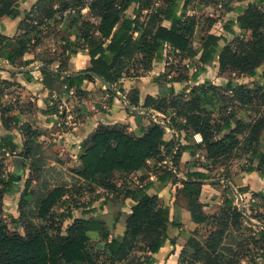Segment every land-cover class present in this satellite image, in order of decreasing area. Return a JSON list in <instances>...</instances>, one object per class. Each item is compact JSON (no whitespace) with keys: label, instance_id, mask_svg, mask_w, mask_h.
Segmentation results:
<instances>
[{"label":"trees","instance_id":"obj_1","mask_svg":"<svg viewBox=\"0 0 264 264\" xmlns=\"http://www.w3.org/2000/svg\"><path fill=\"white\" fill-rule=\"evenodd\" d=\"M20 1L27 0H0V20L5 17L18 18L21 15L18 7ZM182 1L165 0L164 8L152 9L150 0H38L32 10L25 13V19L19 27L21 34L14 39L0 35V47L9 49L11 63L16 64L14 62L21 60L18 63L21 67L29 66L33 61H22L24 56L42 43L40 39L34 38V33H38L40 28L47 26L51 21L56 22V14L80 12L88 8L98 22H82L81 35L76 41L83 43L82 50L69 51L65 61L41 58L45 64L41 71L43 85L58 96L69 94L73 89L78 90L81 96L84 82L98 77L112 88L106 91L110 95L109 104L120 99L121 93L127 96L126 99L132 108H140L138 91L134 89L136 96L126 95L123 79L138 78L150 72L155 62L163 60V52L168 49L173 54L182 56L184 60L199 58L203 67L211 66L218 55L220 74L230 71L251 78L256 77L257 69L264 63V13L261 9L255 4H249V13L237 20L243 31L251 33L249 41H240L234 48L226 37L210 34L199 52L194 47L195 25L187 17L189 1L186 0L183 5ZM258 2L264 6V0ZM135 3L139 8L133 17L127 13ZM145 10H151V14L144 23H140V14ZM33 13L36 14V19L31 18ZM80 22L81 20H75L74 24L79 25ZM164 22L170 23L171 26H164ZM232 25L233 22L227 26V33L236 37ZM135 34L138 36L134 37ZM221 42L225 43L224 47L220 45ZM79 52L91 59L90 68L83 73L61 76L48 70L54 61H59V68H62L71 56ZM132 63L139 68L136 73L130 69ZM164 75L156 80L159 85L158 98L148 96L142 108L149 111L154 109L166 116L170 115L167 108L171 107L177 113L162 124L152 122L147 130H142L141 136L129 132L126 125H100L83 146L80 169L73 172L88 188L123 195L125 199H131L135 203L127 220L125 234L112 239L109 234H105L100 241L93 244L90 236L91 223L89 220L75 217H69L72 224L63 233L62 229L57 227L61 224H56L53 211L67 197L71 200V188L67 187L54 188L42 200L37 218L47 226L37 228L32 222H28L25 224V236L12 233L1 218L2 201L5 195L18 192L16 188L22 178L11 173L7 179L0 178V264H122L127 261H130V264H155V256L167 244L174 247L171 254L175 253L176 240L170 237L169 227L179 229V223L177 218H172V208L165 205L158 194L150 193L153 184H145L146 178L139 179L138 186L125 187L123 184L118 187L116 176L120 175L124 180L130 175L145 171L151 160H161L165 156L164 150L170 154L173 147L171 142H165L167 129L187 133V141H190L192 134L198 135L199 143L194 148L184 147L185 151H205L209 159L218 160L229 157L241 147L238 135L244 133L245 127L238 120L234 122L235 116L232 120L226 119L222 126L213 123L207 112L200 107L201 98L195 89L189 94L191 98L185 100V92L190 89L187 78L168 76L169 80L161 82ZM197 78L198 75L194 74L190 81H196ZM175 83L180 85L181 92L176 91ZM226 90L234 94L233 100L241 99L243 105L254 100L248 96L250 90L245 86L236 88L229 82ZM259 91L261 93L257 94V99L260 100L258 103L264 107V89L260 87ZM167 96L172 97L170 106L167 105ZM11 111L12 108L3 110L2 121L7 129L11 124L17 125L21 122L16 116L10 115ZM127 111L129 112V109ZM179 119H185V122H179ZM236 124L237 128L233 129ZM22 131L26 137L23 153L18 154V146L12 136H6L0 141V152L29 159L34 167L58 161L57 153L37 141L40 133L30 124H25ZM223 131L231 133L220 139L218 135ZM263 133L264 114L251 127L242 149L247 153L252 152V164L245 172H257L264 179V172L254 166L255 162L261 167L264 166ZM188 177L190 182L184 186V193L195 221L198 224H208L210 218L202 213L204 205L199 201L202 181L206 180V174L197 171L190 173ZM167 180L165 174L159 178L162 183H167ZM31 185L32 181L27 180L21 196V209L30 199ZM252 200H259L264 205V193H253ZM224 204L228 208L225 220L232 218L237 221L242 217L233 201L226 200ZM261 218L264 219V216ZM261 233L264 236V232ZM141 244H144V247L140 246ZM201 250V242L192 237L182 249L179 259L197 258ZM133 253H141L142 256L131 259ZM101 260L105 262L102 263ZM217 263L216 257L206 262Z\"/></svg>","mask_w":264,"mask_h":264},{"label":"rangeland","instance_id":"obj_2","mask_svg":"<svg viewBox=\"0 0 264 264\" xmlns=\"http://www.w3.org/2000/svg\"><path fill=\"white\" fill-rule=\"evenodd\" d=\"M150 1L152 2V9L165 7V0ZM185 1L183 0L182 4ZM188 1L187 17L195 25L194 47L199 52L202 50L207 36L210 35L209 33H220L222 31L221 28L228 26L231 22H233V25H238V18L249 13V4L257 5L264 13V6L258 0ZM18 7L20 13H23V10H25L24 2L20 1ZM26 8L24 13L32 10L30 5ZM138 8L139 5L137 3L133 4L127 14L134 17ZM151 10H145L140 14V23H144L147 20ZM31 18L36 19V14L33 13ZM55 20L56 22L51 21L47 26L40 28L38 33H34V38L42 41V46L38 48L39 52L37 53L39 57L45 55L47 59L55 58L60 61L68 59L69 51L82 50L83 43H76L77 38L81 35L82 22H98L93 18L90 11L56 14ZM75 20H81L79 25L74 24ZM137 36L136 34L134 35V37ZM227 39L236 48L240 41H249L251 33L241 30L239 36L234 37L228 34ZM223 43L221 42V46L224 45ZM165 54L169 65L166 67L165 75L161 78V82L169 80L168 76H171V78H177V76L187 78L190 89L185 92V100L191 98L189 94L191 90L195 89L201 98L200 107L207 112L213 123L222 126L226 119L232 120L235 116L234 122L238 120L245 127L244 133L238 135L241 147L229 157L213 160L208 158V154L205 151L197 149L195 151H185L184 147L187 146L185 143L192 148L199 143L200 138L198 135L192 134L190 141H187V133L181 132L179 133L181 139L178 140L177 133H172L171 129H167V133L171 132L173 135V139L170 141L171 147H173L171 153L168 154V151L164 150L165 156L161 160L151 161L143 175H130L126 177V180H123V184L125 187L138 186L141 178H146L147 181L145 183L151 182V179H149L150 173L156 174L158 179L163 174L166 175L168 192L172 196L176 194L178 196L177 201L171 204V208L172 218L178 219L179 229L169 227L171 238H175L176 245L180 239V246L185 245L187 239L192 237L197 238L202 244V252L197 258L179 259L178 264H206L208 259L214 257L218 258L217 264H264V236L261 233L264 232V219L261 218L264 216V205L259 200H252V194L264 188V180L257 172L252 174L245 172L252 164V152L247 153L242 149L245 146L246 137L250 134L251 127L264 114V107L259 104L260 100L257 99V94L261 93L259 88L264 89V63L257 69L256 77L251 78L238 72L228 71L225 74H220L215 65H211L209 69L204 70L199 65V58L184 60L182 56L173 54L169 49L167 52L165 51ZM14 63L17 64V61ZM64 64L62 68L54 70V73L61 76L66 74L67 61ZM130 69L135 71V73L139 70L134 63L131 64ZM194 74H197L198 78L195 82H192L190 79H192ZM229 82H232L236 88L240 86L248 88L250 90L248 96L254 99L253 102L243 105L241 99L233 100L234 94L226 90ZM126 95L133 97L136 96V93L132 88L127 91ZM120 96L127 97L121 93ZM158 101L160 100L158 99ZM171 101L172 97L167 96L168 106H170ZM122 103L124 104L123 101ZM167 110L170 115L164 117L163 114L154 109L151 110V114L157 122L169 121L170 117L174 116L177 111L171 107L167 108ZM17 111L15 109L11 112L14 114ZM179 120V122H185V119ZM235 128H237V124L234 125L233 129ZM60 129L62 132L67 133L62 128ZM230 133L231 131H223L218 137L223 139ZM23 152L24 149H20L18 154ZM185 155L188 157L187 161L183 159ZM16 157L19 156L0 152V178L7 179L11 173L14 174V160ZM62 166L64 168L58 165L34 167L31 160L25 159L24 172L21 175L22 181L16 188L18 192L5 195L2 201L1 218L12 233H19L25 236V224L28 222H32L37 228L47 226L45 222L37 218L42 200L54 188H69L70 185H72L70 192L73 195L70 197L71 200L67 197L53 211L56 224H61L56 226L61 228L63 233H65L66 228L72 222L69 217L81 215L82 210L79 209L75 212V207L82 208L84 206V202H87L84 197H88L91 200L90 204L96 206L94 210H97L105 202L107 204V214H110L112 219L108 220L107 214L104 217L108 225H115L117 215L112 213V209L119 207L121 201L119 199L102 201L101 198L99 199V197H103V194L100 195L98 193L100 189L92 187L90 189L86 185L71 181L66 176V174L75 175L73 172H77L73 165L68 168L65 164ZM254 166L264 172V166H259L258 162H255ZM197 171L206 174V180L202 181L199 201L201 203L202 201L207 202L206 204L202 203L204 205L202 213L210 218L208 224H198L195 221V216L184 193V186L190 182L189 174ZM27 180L32 181L29 189V192H31L30 199L24 203L21 209V196ZM115 181L118 184H122V179L119 176L115 178ZM226 200L233 201L234 205L239 209L242 217H239L237 221L232 218L225 220V213L228 210L224 204ZM162 201L164 200L162 199ZM103 212L106 213L105 211ZM89 222L91 223L90 236L92 243L95 244L99 240V236L102 239L106 234V225L95 222L93 219L89 220ZM167 245L172 247L170 244ZM140 246L144 247V244ZM175 249L176 251H181L183 248L175 246ZM141 256V253H133L131 259H137ZM101 262L104 263L105 260H101ZM122 264H130V261Z\"/></svg>","mask_w":264,"mask_h":264},{"label":"crops","instance_id":"obj_3","mask_svg":"<svg viewBox=\"0 0 264 264\" xmlns=\"http://www.w3.org/2000/svg\"><path fill=\"white\" fill-rule=\"evenodd\" d=\"M37 1L38 0L23 1L25 10H23V13H21L18 18L5 17L1 19L0 35L10 39L17 38L21 34L19 27L25 19L24 12H26V7L29 5L33 7ZM82 11H89V9H84ZM163 25L166 27L171 26L168 22H164ZM221 29L222 33L209 34L216 35L218 37L224 36L227 38V35L230 34L227 33V26H224ZM232 30L237 36H239L242 29L239 25H233ZM223 44L224 45L222 47L225 46V43ZM40 46L42 45L37 46L24 56L22 61H33L31 65L26 67H21L18 64L21 60H18L17 64L11 63L9 60V49L5 46L0 47V90L2 92V95H0V141L6 136H12L18 146V151L20 149H24L26 137L22 130L25 124H30L34 130L40 133V137L37 141L51 148L58 154V161L49 162V166L58 165L64 168L62 165L65 164L68 168L73 165V168L78 171L81 167L80 156L83 153V146L96 132L100 125L108 127L126 125L128 126L129 132L134 133L136 136H141L142 130H147L151 126L152 122H157L155 121L154 116H152L151 111L142 108V106L148 96H152L156 99L158 98L159 85L156 83V80L165 73L166 67L169 65L165 54V51L167 52V50L163 52V60L155 62L150 72L138 78L126 77L123 79L124 89L126 92L132 88L138 91L141 106L140 108H132L130 106L131 110L128 112L127 109L129 108L127 103L129 104V102L125 97H121L109 104L110 95L106 93L107 88L96 78H94V80H86L84 82L81 88V96L78 94V90L76 89H73L69 94L64 96H58L55 93H51L43 85V75L41 71L45 67V64L41 61V58H47H45V55L39 57L37 54ZM90 62V57L81 52L75 56H71L66 66L67 73L63 76H75L83 73L90 68ZM60 64L61 63L59 61H54L51 67H48V70L54 72V70L56 71V69L60 67ZM199 65L202 68L209 69V66L203 67L200 62ZM212 65H215V67H217V71H219L218 55L215 57ZM174 87L177 92L182 91V88L178 83H175ZM5 108H12V111L17 109V112L14 114L11 113L10 115L16 116L21 121L17 125H15V123L11 124L9 129L4 126L2 121L3 110ZM61 109L71 111L77 121L74 129L67 133L62 132L59 127V113ZM8 116L9 115H6V117ZM159 123L162 124L163 122ZM172 131V133H177L178 140L181 139L179 132L176 130ZM172 133H166L165 142L169 143L171 139H173ZM185 145L189 146L187 143H185ZM183 159L187 161L188 157L185 155ZM144 173L145 171H141L133 175L140 176ZM66 176L71 179V181L85 185L84 182L76 175L66 174ZM118 176L120 177V175H117L116 177ZM149 179H151V183L153 184L150 193L158 194L164 200L163 203L171 207V204L178 199L177 194L172 196V194H170L167 190L168 184L160 182L156 177V174L150 173ZM124 180H126V178ZM123 183L124 181L122 179V184L117 183L118 187H121ZM69 188H72V185H70ZM259 192L264 193V188L256 193ZM98 193L100 195L103 194V197H99L102 201H106L107 199H119L121 201L119 207L112 209V213L117 215L115 218V225H108L107 220L104 217L105 214H107V204L103 202L101 207L94 210L96 206H92L90 204L91 200H89L88 197H84V200L87 202H84L85 204L82 208H75V212L79 209L82 210L81 215L74 217L86 220L93 219L95 222L104 223L106 225V234H109L111 239L123 236L127 230L128 217L131 214V209L135 206V203L131 199H125L123 195L119 196L118 194L103 189H100ZM85 194L87 195V193ZM202 203L206 204L207 202L202 201ZM186 206L188 208L187 203ZM107 217L108 220L112 219L110 214H107ZM71 224L72 222L70 225ZM189 239L190 238H188L187 241ZM100 240L99 236L98 241ZM187 241L185 242V245ZM179 242L180 239L177 242V248H184L185 245L180 246ZM173 249L174 248L168 245L164 247L159 254L155 256V264H178L182 250L176 251L175 249V253L171 254Z\"/></svg>","mask_w":264,"mask_h":264},{"label":"built area","instance_id":"obj_4","mask_svg":"<svg viewBox=\"0 0 264 264\" xmlns=\"http://www.w3.org/2000/svg\"><path fill=\"white\" fill-rule=\"evenodd\" d=\"M88 9V8H86ZM60 128L69 132L76 126V118L71 111L61 109L59 113Z\"/></svg>","mask_w":264,"mask_h":264},{"label":"water","instance_id":"obj_5","mask_svg":"<svg viewBox=\"0 0 264 264\" xmlns=\"http://www.w3.org/2000/svg\"><path fill=\"white\" fill-rule=\"evenodd\" d=\"M83 75L86 76L88 74H83ZM96 79H98L100 82H102V84L107 88V90H111L112 89L111 86H109L102 79H100L98 77H96ZM120 98H121V96H120ZM127 106L130 109V105L128 103H127ZM24 162H25V159L23 157H16L15 158V160H14V174L16 176H21L23 174V172H24Z\"/></svg>","mask_w":264,"mask_h":264}]
</instances>
